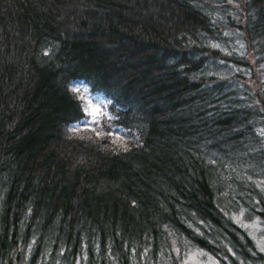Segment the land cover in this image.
<instances>
[{"label":"trees","instance_id":"16d2710c","mask_svg":"<svg viewBox=\"0 0 264 264\" xmlns=\"http://www.w3.org/2000/svg\"><path fill=\"white\" fill-rule=\"evenodd\" d=\"M262 132L264 0H0V264H264Z\"/></svg>","mask_w":264,"mask_h":264},{"label":"rangeland","instance_id":"374dc122","mask_svg":"<svg viewBox=\"0 0 264 264\" xmlns=\"http://www.w3.org/2000/svg\"><path fill=\"white\" fill-rule=\"evenodd\" d=\"M86 98L87 104H91L92 108L98 109V112H96L94 115H90V110L87 108L88 116L84 120V123L81 124H93L98 116L101 115L103 111V104L100 99L95 97L94 95L87 92V89L80 88L79 90ZM115 133H119L118 131H115ZM240 222H242V219H240ZM243 228H245L247 231L250 232V235L257 241V245L259 249L264 253V224L257 222L256 218H253L250 213H248L246 210H243ZM186 264H217L214 259H212L210 256H208L203 251H190L189 258L186 261Z\"/></svg>","mask_w":264,"mask_h":264},{"label":"snow or ice","instance_id":"6c2138e0","mask_svg":"<svg viewBox=\"0 0 264 264\" xmlns=\"http://www.w3.org/2000/svg\"><path fill=\"white\" fill-rule=\"evenodd\" d=\"M231 2V0H230ZM76 91H79V89H75ZM86 108H88L90 110L89 114L90 115H94L96 112H98V109H94L92 108V105L89 103L86 105ZM262 135H264V132L261 133Z\"/></svg>","mask_w":264,"mask_h":264}]
</instances>
